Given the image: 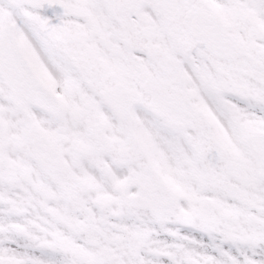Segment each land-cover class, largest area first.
Returning <instances> with one entry per match:
<instances>
[{"label": "snow or ice", "instance_id": "obj_1", "mask_svg": "<svg viewBox=\"0 0 264 264\" xmlns=\"http://www.w3.org/2000/svg\"><path fill=\"white\" fill-rule=\"evenodd\" d=\"M0 264H264V0H0Z\"/></svg>", "mask_w": 264, "mask_h": 264}]
</instances>
